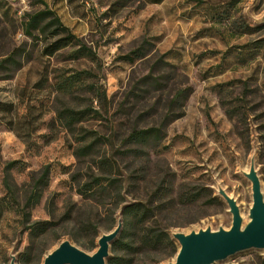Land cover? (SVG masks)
Here are the masks:
<instances>
[{"label": "rangeland", "instance_id": "374dc122", "mask_svg": "<svg viewBox=\"0 0 264 264\" xmlns=\"http://www.w3.org/2000/svg\"><path fill=\"white\" fill-rule=\"evenodd\" d=\"M43 1L95 51L96 58H76L77 45L45 54L44 46L57 37L34 43L22 31L25 14L45 5L32 0H0V59L20 45L31 52L29 59L23 53L22 66L8 78L2 77L8 71H0V101L12 103L19 114L34 106V130L25 141L0 122V196L4 193L3 163L15 159L18 163L12 173L18 184L27 181L31 171L50 166L49 185L31 210L32 220L48 218L45 204L52 193H57V213H62L69 198L80 203L69 178L77 164L71 136L51 122L58 107L88 105L94 96L87 83L99 80L109 100L108 115L104 105L100 107L94 100L103 118L82 125L111 137L112 146L106 147L109 153L122 144L132 126L158 125L166 113L170 115L164 138L155 149H149L152 162H136L128 168L137 169L144 163L149 167L140 196L169 179L165 174L168 165L176 174V191L185 185L208 187L211 196L218 198L209 203L204 197L182 208L178 221L201 218L172 231L229 228L232 214L218 194L219 186L237 199L246 223L253 197L252 183L243 171H249L253 156L264 194V24L255 21L264 13V0H163L157 4L141 0ZM134 50L140 55L133 61L122 58ZM82 69L94 75L74 85L73 93L58 90L64 77ZM187 87L192 89L173 102L176 92ZM105 115L113 121L115 133ZM118 162L123 168L129 165L126 157ZM73 231L71 225L60 226L45 236L43 244L50 251L68 238L83 249L72 239ZM26 244L27 233L19 215L6 211L0 220V264H9L12 254L19 264V252ZM83 250L92 253L95 249ZM133 257L134 264H146L159 259V254L148 251ZM174 257L152 264H164ZM213 264H264V249L244 250Z\"/></svg>", "mask_w": 264, "mask_h": 264}, {"label": "trees", "instance_id": "16d2710c", "mask_svg": "<svg viewBox=\"0 0 264 264\" xmlns=\"http://www.w3.org/2000/svg\"><path fill=\"white\" fill-rule=\"evenodd\" d=\"M32 1L45 5L43 0ZM141 1L143 4H157L163 0ZM49 29L51 31L47 37ZM22 31L34 43L57 37L44 46L43 52L47 55L67 45H77L74 50L76 58H96L95 51L74 35L47 5L43 9L25 14ZM23 53L27 59L31 58V52L20 45L0 59V71H8L2 75L3 78H8L10 72L22 66L24 61L22 58H25ZM139 55L138 50H134L123 55L122 58L133 61ZM93 75L86 69L77 70L64 77L57 88L66 93H73L78 83ZM87 86L94 96L91 97L89 104L83 107L68 105L58 107L51 122L53 127L59 126L71 136L70 147L77 164L69 178L72 187L81 198L80 203L69 198L66 208L62 213H57L55 203L57 193H52L45 204L48 218L32 220L31 210L40 203L49 185V164L43 165L39 170L31 171L28 180L18 184L12 173L18 160H6L3 163L1 183L4 193L0 196V220L6 211L13 210L19 215L23 232L27 233V244L19 252L18 263L41 264L48 252V246L43 244V239L48 233L65 225L72 226L74 230L72 239L83 249H96V241L102 230L114 227L118 217L122 227L116 239L110 244V250L114 254L107 257L106 264H134L135 254L148 251H156L159 259L146 264L174 256L178 252L179 244L171 236L172 229L190 226L201 218L187 222L178 221L179 211L197 204L201 198L205 197L209 203L217 201L218 198L211 196V189L208 187L191 189L185 185L181 186L180 191H176L174 184L176 174L168 165L165 167V174L169 179L156 183L148 192L140 196L141 186L149 169L145 163L152 162L150 150L155 149L164 138L163 129L170 115L166 113L158 125L132 126L122 139L120 145L122 148L119 146L109 153L106 147L112 146L111 137L82 125L83 122L103 118L99 107H94V100L100 107L104 105L105 113L108 115L106 103L109 100L103 85L97 80L87 83ZM191 89V87L180 89L173 96L172 101ZM32 109L34 106L29 105L26 113L19 114L12 103L0 101V122L25 141L34 130ZM107 115L104 118L110 121L112 132L115 133L113 121ZM123 157L129 159V165L124 167L125 169L118 162ZM136 162L145 163L137 169H128ZM127 195H130L131 199L127 200ZM161 217L168 220L175 218V221L162 222Z\"/></svg>", "mask_w": 264, "mask_h": 264}, {"label": "water", "instance_id": "95a60500", "mask_svg": "<svg viewBox=\"0 0 264 264\" xmlns=\"http://www.w3.org/2000/svg\"><path fill=\"white\" fill-rule=\"evenodd\" d=\"M255 21L264 24V13L261 17L255 18ZM243 174L252 183L253 203L249 211V220L244 223L237 199L219 186L218 194L224 198L232 214L231 226L215 230L207 227L190 232L172 231L171 236L178 242L179 249L174 260L164 264H213L244 250L264 249V194L255 156L251 158L249 171H243ZM121 227V220L118 219L112 230L102 232L92 253L64 238L45 254L42 264H106L110 244L118 236ZM9 264H15L13 254L10 255Z\"/></svg>", "mask_w": 264, "mask_h": 264}]
</instances>
